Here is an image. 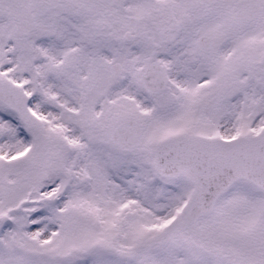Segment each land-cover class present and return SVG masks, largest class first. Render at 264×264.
Returning a JSON list of instances; mask_svg holds the SVG:
<instances>
[{
	"label": "snow or ice",
	"instance_id": "obj_1",
	"mask_svg": "<svg viewBox=\"0 0 264 264\" xmlns=\"http://www.w3.org/2000/svg\"><path fill=\"white\" fill-rule=\"evenodd\" d=\"M0 264H264V0H0Z\"/></svg>",
	"mask_w": 264,
	"mask_h": 264
}]
</instances>
